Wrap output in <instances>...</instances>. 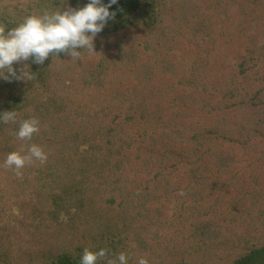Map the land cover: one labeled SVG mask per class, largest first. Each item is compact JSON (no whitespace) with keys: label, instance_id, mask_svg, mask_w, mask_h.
Here are the masks:
<instances>
[{"label":"rangeland","instance_id":"1","mask_svg":"<svg viewBox=\"0 0 264 264\" xmlns=\"http://www.w3.org/2000/svg\"><path fill=\"white\" fill-rule=\"evenodd\" d=\"M76 2L0 0V17L20 23L33 13L78 9L81 3ZM160 4L155 26L98 33L97 53L78 48L77 60L68 55L51 60L43 87L18 80L22 92L35 89L28 94L27 116L16 111L18 122L35 117L41 130L31 141H19L10 134L18 131L19 123L0 121V264H47L65 251H94L93 239L113 221L128 247L107 259L124 252L128 264H137L142 256L148 264H228L248 247L264 243V127L260 131L259 125L264 110L233 108L230 116L235 114L239 126L227 131L221 117L215 127L216 119L207 115L212 106L224 108L227 85L241 82L237 58L264 51V0ZM24 63L31 65L30 59L13 63L17 74ZM246 75L242 82L255 85V77ZM6 90L0 88V113L6 110ZM138 102L137 113L141 108L155 115L159 128L163 121L160 132L166 129L165 136L157 142L142 141L123 116L114 122ZM178 124L181 131H174ZM206 127L213 133L206 135ZM112 129L126 132L133 142L125 138V143L113 139L106 144L116 133ZM256 129L261 133L254 135ZM196 131L198 140L190 141ZM198 142L205 155L193 152L181 158L186 147ZM32 143L48 159L43 165L35 161L25 166L18 178L3 167L4 161L22 144ZM149 150L151 158L145 157ZM80 179L87 188L84 197L94 200L102 217L79 216L73 209L69 216L54 218L50 198ZM146 182L143 200L140 191ZM46 184L57 187L47 189ZM181 190L185 195H178ZM127 193L139 196L117 206L118 194ZM109 197L118 202L106 204ZM206 212L223 219L212 228L210 236L217 238L200 241L196 227L207 219L215 221Z\"/></svg>","mask_w":264,"mask_h":264},{"label":"trees","instance_id":"2","mask_svg":"<svg viewBox=\"0 0 264 264\" xmlns=\"http://www.w3.org/2000/svg\"><path fill=\"white\" fill-rule=\"evenodd\" d=\"M160 1L161 0H117V3L111 5V7L109 8L110 12L116 13L114 19H110L99 34L105 36L115 35L119 31L124 29H129L131 27L151 28L155 26L159 22L158 20L161 14ZM89 2L90 0H77L76 3L79 4L81 3L80 8H83ZM102 3L108 5L110 3V0H102ZM0 24L6 25V31H8L11 30V28L16 27L19 24V22L18 20H15L10 17L9 18L0 17ZM65 55L66 54L63 52L59 53L58 56H52V54H50L49 57L41 65H37L32 62L34 57L30 58V63H31L29 67L30 72L32 74H35V76L31 81L34 84H37L36 86H40L41 83V87H43L50 71L51 60H53L54 58H58V59L62 58ZM236 62L237 64L235 67L238 69L237 73L238 76L241 78V82L237 84L231 83L227 85V90L223 97L224 98L223 101L225 103L224 108L218 107V109H215V107L212 106V108H214L215 110L211 109L210 111H208L207 114L209 116H212L214 121L216 119L214 123L215 127L218 126L217 121L221 117L222 121L226 123V124L224 123L226 131L231 130L232 128L237 129L239 126V125L236 126V120L234 121L235 114L230 116V112L233 110V108L235 107L239 108L240 106H242L243 108H247V109L248 108L256 109V111L264 110V51L261 52L250 51L249 53H246L244 56L237 58ZM13 67L16 68L15 66ZM247 73H251L255 77L253 80L255 82V85L247 86L243 83L246 82V80H248L246 75ZM0 88L1 89L7 88L4 97V105H3V108L6 109L5 111L14 110L19 113L23 112L21 114L27 116L24 110L25 108H27V102L29 101L30 98V95L28 94L35 91V89L31 87L32 91L29 90L25 92L24 90V92H22L18 87V80L12 77H10L8 80L0 78ZM256 102L257 104L255 105L254 103ZM140 104L141 103L138 102L137 105L135 104L136 106L134 105L135 107H130L129 108L130 110L128 112L126 111L122 115H118L114 117V122L121 119V116H123L126 124L129 127H131V129H133L132 132H134V129L137 130V134L140 136V139L142 141L147 139L149 142L151 141V143L157 142L160 139V137H162L163 135L165 136L164 132L166 131V129H162V131L160 132L161 130L160 128L163 127V121H161L162 124L160 125L159 128L157 117L155 115H154L155 120H153L154 117L153 116L150 117L148 114L144 112V109L141 108L138 110L140 111V113H137V109ZM144 104L145 103H143V105ZM222 112L224 113L221 114ZM2 113L4 112L2 111ZM218 115L219 118L217 117ZM181 118H183V116ZM259 125L260 126L262 125L260 127V131H261L262 127H264V121L260 120ZM180 127L181 124H178L177 128L176 125H174V129H175L174 131H181ZM206 129H207L205 131V133L207 132L206 135H210L211 133H213L210 131L211 128L206 127ZM241 129L242 128L239 127V130ZM204 130L205 129H202V131ZM260 131H258V129L254 130V135L260 134L261 133ZM156 133L157 135L155 136ZM199 133L200 132L197 133V131L193 132V136L189 140L197 141L198 140L197 137ZM116 136L117 138H115ZM110 137L106 139V144L112 143V141H114L115 139L119 140V142L115 141V144L122 143L126 139H128L129 143L133 142L132 140L133 138H131L130 136H128L129 137L128 138L127 133L121 130L116 131L114 136H111L110 134ZM199 145L193 144L190 147H186L182 152L181 158L188 157L187 156L188 154L193 155V152L196 156L199 153L198 157L205 155L203 154L205 152H201L202 144L199 143ZM118 148H122V147L118 146ZM187 148H191L192 151L190 152L191 149L187 150ZM151 151L152 150H149L148 151L149 153L145 154V157L151 158L152 157V155L150 154ZM218 156H222V153L220 155H217V157ZM86 163H89V161H87ZM119 167L120 166H116L117 169H119ZM115 180L119 181L120 179L117 178ZM116 183L117 181H115L114 184ZM146 183L147 184H145L143 188L144 190L142 189L143 191H140V197L143 200L144 198H146V192L148 190V182ZM165 184H168V182L165 181ZM56 187L57 186L53 184H46L47 189L49 188L55 189ZM62 187L63 188L61 189L60 193L55 194L50 198V202L52 206L50 212L54 218H58V216H61L62 214L69 216L73 209L76 210L77 212H80L79 216L82 214L86 215V213L97 214V216L99 214L101 215V212L99 213V211H97L93 207V205L95 204L94 200L90 197H84V195L86 194L85 192L87 191V188L85 187V181H83L82 179H80V181L71 180L67 185H64ZM138 196H139L138 193L118 194V197H120L121 199L119 203H117V206L124 207L123 206L124 204L127 205L129 202L134 201L133 199L134 198L137 199ZM116 202L118 201L117 199H115V197H109L106 200V204L108 205H114ZM143 202L141 204H143ZM210 213L211 212H206L207 215H209ZM211 214L213 215L212 217L215 218V221L212 222L211 220L208 221L207 219L206 222L199 224L196 227V233L197 236L200 238L199 239L200 241L202 240L209 241V239L211 238H217V236L213 237L210 235L214 232L212 230L214 225H217L218 221L222 220L223 217L219 215L217 217L215 214L213 213ZM110 224L111 221H109V225ZM114 229H116V227L113 221V224L110 225V227H107L104 234H102L99 238L96 239L97 241L93 239L94 251H99L100 249H107L109 256V255H115L118 253V251H121L126 247H128L126 243L127 241L121 237V232H119L118 230L116 232ZM82 255L83 252L75 253V252L65 251L56 255L55 257H52L47 264H81ZM228 264H264V243L258 246L248 247V249L245 250L244 252L234 256Z\"/></svg>","mask_w":264,"mask_h":264},{"label":"clouds","instance_id":"3","mask_svg":"<svg viewBox=\"0 0 264 264\" xmlns=\"http://www.w3.org/2000/svg\"><path fill=\"white\" fill-rule=\"evenodd\" d=\"M117 0H110L108 5L102 0H90L83 8L66 10L44 11L42 14H30L24 17L16 27L6 31V25L0 24V78L8 80L10 77L25 82L33 79L35 74L30 72L28 64L24 63L19 74L13 67V63H22L30 58L33 63L41 65L49 57L58 56L63 52L72 60L81 56L78 48L87 50L88 53H97L94 50V39L106 26L110 19H114L116 13L110 12L111 5ZM19 114L16 111H5L0 114V121L5 124L18 122ZM18 131L11 132L17 140L28 142L40 132V121L33 117L19 120ZM48 154L35 143L24 144L16 151L9 153L4 161L5 169L14 170L18 178H22V169L25 166L39 161L41 165L46 163ZM178 195H185L181 190ZM108 250L100 249L91 251L85 248L81 264H98L106 260V264H128L129 255L121 252L116 259H107ZM137 264H148L145 257H140Z\"/></svg>","mask_w":264,"mask_h":264}]
</instances>
